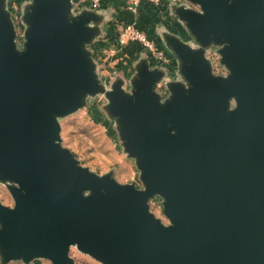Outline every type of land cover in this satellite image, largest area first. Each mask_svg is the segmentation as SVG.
<instances>
[{"label": "water", "instance_id": "1", "mask_svg": "<svg viewBox=\"0 0 264 264\" xmlns=\"http://www.w3.org/2000/svg\"><path fill=\"white\" fill-rule=\"evenodd\" d=\"M72 6L24 1L19 47L0 0V183L13 202L0 201V263L77 264L75 246L102 264H264V0L170 2L190 40L159 32L180 78L165 96L145 57L106 86L89 49L102 15ZM97 94L141 188L61 143L59 118Z\"/></svg>", "mask_w": 264, "mask_h": 264}, {"label": "rangeland", "instance_id": "2", "mask_svg": "<svg viewBox=\"0 0 264 264\" xmlns=\"http://www.w3.org/2000/svg\"><path fill=\"white\" fill-rule=\"evenodd\" d=\"M24 1L25 0H23L22 3ZM13 3L17 2L13 0ZM22 30L23 25L19 23V25L15 27V40L19 47L22 45L23 41ZM183 34L184 36L180 35L181 38L183 40L189 41V36L185 30ZM217 47L218 46H212L209 48L206 52V56L210 59L213 73L224 76L228 71L219 62V54L216 50ZM91 48L92 46H89V49L92 53ZM92 55L99 66V57L95 55V53H92ZM149 66L153 67L155 65L149 63ZM159 68L162 69V67ZM162 70L164 71L163 80L155 85V90L159 92V87H163V89L166 91L165 93L167 94L164 84L168 81L180 78L176 70L171 74L165 69ZM103 71H105L104 67L102 68L101 66L99 75L106 86L109 85L110 81L115 77L116 74L121 75L126 79L128 78V76L123 75L118 69L110 71L109 73ZM133 71L134 65H131V69L129 71L130 74H132ZM105 102L106 98L103 94H97L93 97H88L86 105L82 106L69 115L59 118V123L61 126V143L63 146H66L70 149L73 155L79 160L81 165L87 166L89 169L98 174H104L111 171L113 177L117 181L122 183H134L136 187L141 188L142 184L139 179V170L135 165L134 159L129 157L123 150V146L115 129V123L111 119H108L102 110V106L105 104ZM150 199H153V202H155L153 205L149 203L150 210L164 223H167L168 220L162 213L161 198L159 196H154ZM0 201L6 205L13 204L8 190L2 183H0ZM69 255L77 264H102L88 254L79 251L75 246L70 247ZM6 264L23 263L21 261H9ZM30 264H50V262L46 259H34Z\"/></svg>", "mask_w": 264, "mask_h": 264}, {"label": "crops", "instance_id": "3", "mask_svg": "<svg viewBox=\"0 0 264 264\" xmlns=\"http://www.w3.org/2000/svg\"><path fill=\"white\" fill-rule=\"evenodd\" d=\"M80 3V8H88L86 1ZM131 3L132 0H101L100 7L96 10L102 15V32L91 45V50L100 59L98 71L101 66L104 67L103 72L107 73L118 69L129 77L131 65L135 61L140 57L148 59L147 53L135 43H129L122 48L116 46L117 30L125 22L133 21L138 28L146 31L163 47L159 36L162 29L184 36L182 25L170 12L168 0H160L159 4L151 0H139L135 14L128 8ZM111 47L113 51L108 50Z\"/></svg>", "mask_w": 264, "mask_h": 264}, {"label": "built area", "instance_id": "4", "mask_svg": "<svg viewBox=\"0 0 264 264\" xmlns=\"http://www.w3.org/2000/svg\"><path fill=\"white\" fill-rule=\"evenodd\" d=\"M22 1L23 0H15L17 3H13V0H7L8 10L10 11L15 27L20 23L19 13ZM85 1L87 2L88 8L93 10H97L101 4V0H74L71 9L72 12H77L80 9V2ZM151 1L156 4H159L160 2V0ZM168 2L181 4L187 3V0H168ZM138 3L139 0H132V3L129 5L128 8L131 10L132 14L136 13ZM129 43H135L139 45V47L147 53L150 64L162 67V69H165L170 74L176 70V61L170 52H168L165 47L158 45V43L146 31L138 28L133 21L121 24L116 35L117 47L122 48ZM108 50L113 51L114 49L111 47ZM159 88V92L164 96L166 91L163 89V87ZM148 203L153 205L155 202H153V199H149Z\"/></svg>", "mask_w": 264, "mask_h": 264}]
</instances>
